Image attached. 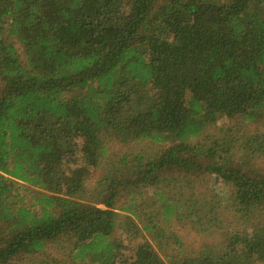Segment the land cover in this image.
Listing matches in <instances>:
<instances>
[{
    "label": "trees",
    "instance_id": "trees-1",
    "mask_svg": "<svg viewBox=\"0 0 264 264\" xmlns=\"http://www.w3.org/2000/svg\"><path fill=\"white\" fill-rule=\"evenodd\" d=\"M222 118L264 125V0H0V264H264V131ZM222 200L241 226L187 251Z\"/></svg>",
    "mask_w": 264,
    "mask_h": 264
},
{
    "label": "rangeland",
    "instance_id": "rangeland-1",
    "mask_svg": "<svg viewBox=\"0 0 264 264\" xmlns=\"http://www.w3.org/2000/svg\"><path fill=\"white\" fill-rule=\"evenodd\" d=\"M225 0H221V2H224ZM17 48H19L18 45H16ZM262 123H246L243 121H240L238 119H226L222 118L219 121L216 122L214 126L209 127L205 134H208L211 138H215L218 136H221L225 133L227 129H231L233 132L237 131L238 136L250 134L255 135L256 132L264 131V125H261ZM202 139V138H201ZM240 142L238 141H232L230 143V148L232 149L233 154L239 153L240 150ZM162 148V146L150 142H141V143H134L130 146H120V145H112L110 146L109 150L110 153H114L115 151H118L114 155H124V154H134L140 151H159ZM244 150V149H243ZM112 155V156H114ZM109 156V157H112ZM108 158V156H106ZM250 164L253 166L256 164V157L252 159ZM102 170H97L96 172H92L90 176V180L88 182V187L91 188L94 186L96 181L101 177ZM22 187L19 188L18 192L20 193V196H24V204L30 205L31 201L29 200V197L26 195L24 189V185H20ZM202 190L205 191V194L209 196V194L215 193L218 196H227L228 191L225 190V188L218 182H215L213 178H211L207 183L202 182L201 183ZM220 209L218 211V219L216 222V230H208L204 233H199L198 231L191 228L189 224H187L184 221L175 222L173 221L170 226V232H173L174 234L178 235L182 242L184 243V247L187 251H196L198 250L203 243L211 242L212 240L216 241L220 239V234L223 231H230L238 229L239 226H241V223L239 222L238 216L234 214L232 207H230L231 202H228V200H222ZM122 216V215H121ZM123 222L120 221L116 231L114 233V237L117 239V241H120L124 245V251L123 253L129 257L133 255V251L135 248L142 244L143 240L141 238H138V236L141 234V232L135 233L134 231H126V229L122 228ZM133 236H136L137 238H134ZM144 237L146 239L150 238L148 234H144ZM150 242V240H148ZM152 242V240H151ZM153 243V242H152Z\"/></svg>",
    "mask_w": 264,
    "mask_h": 264
}]
</instances>
